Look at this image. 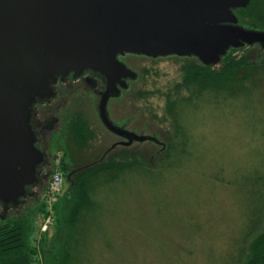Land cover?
Returning <instances> with one entry per match:
<instances>
[{
	"label": "rangeland",
	"instance_id": "374dc122",
	"mask_svg": "<svg viewBox=\"0 0 264 264\" xmlns=\"http://www.w3.org/2000/svg\"><path fill=\"white\" fill-rule=\"evenodd\" d=\"M124 61L137 79L120 97L110 100V117L119 121L128 115L136 123L141 114L140 122L162 141L169 122L164 119L160 93L180 80L184 57L127 56ZM256 80L259 87H251L249 108L240 106L247 101L242 97L233 108L204 106L190 120L196 125L198 148L186 170L165 174L157 184L141 180L132 187V194L127 185L117 190L118 197L109 205L110 217L94 227L89 240L75 251L80 255L77 264H236L232 248L242 235L246 207L256 208L257 203L262 209L258 214L253 211L254 217L264 224V196L241 189L242 179L250 172L261 169L259 173H264V75L258 74ZM97 103V98L84 99L76 107L95 134L80 154L85 160L96 158L115 140L97 114ZM132 148L152 157L159 145L143 142ZM66 186L64 179V190ZM25 208L34 210L36 202L25 197L9 208L6 217Z\"/></svg>",
	"mask_w": 264,
	"mask_h": 264
},
{
	"label": "water",
	"instance_id": "95a60500",
	"mask_svg": "<svg viewBox=\"0 0 264 264\" xmlns=\"http://www.w3.org/2000/svg\"><path fill=\"white\" fill-rule=\"evenodd\" d=\"M250 1L0 0V204L4 209L22 203L28 187L36 183L44 154L35 146L32 105L52 98L59 78L84 71L99 74L106 84L98 103L99 118L110 132L125 135L110 121L107 103L137 74L119 56L195 57L216 66L230 48L258 44L264 49V30L244 28L233 13Z\"/></svg>",
	"mask_w": 264,
	"mask_h": 264
},
{
	"label": "trees",
	"instance_id": "16d2710c",
	"mask_svg": "<svg viewBox=\"0 0 264 264\" xmlns=\"http://www.w3.org/2000/svg\"><path fill=\"white\" fill-rule=\"evenodd\" d=\"M233 13L244 28L264 30V0H251ZM253 46L257 47L255 51L251 50ZM263 53L258 44L230 48L216 66L204 65L195 57H184L180 80L160 93L169 129L165 131V139L159 140L161 144L153 158L128 147H117L109 149L104 158L75 166L77 150L86 149L95 134L82 111L77 109L68 114L62 138L52 140L53 158L62 150L68 156L66 163L72 164L63 174L67 186L54 206L53 232L39 231L37 218L43 210L40 200L35 201L34 210L25 208L8 215L0 223V264H77L80 255L75 251L89 240L94 227H100L101 221L110 217L111 199L118 197L124 185L132 194V187L141 180L157 184L165 179V174L188 168L189 159L198 148L196 125L190 124V120L204 106L233 108L244 97L247 101L240 106L250 107L251 87H259L257 75H264ZM260 170L244 177L241 189L249 193L253 190L261 198L264 173H259ZM255 205L256 208L250 205L242 213V235L232 248L236 251L232 256L236 264H264V224H258L254 217L262 208Z\"/></svg>",
	"mask_w": 264,
	"mask_h": 264
},
{
	"label": "flooded vegetation",
	"instance_id": "af4514ba",
	"mask_svg": "<svg viewBox=\"0 0 264 264\" xmlns=\"http://www.w3.org/2000/svg\"><path fill=\"white\" fill-rule=\"evenodd\" d=\"M127 56L139 57L141 55L126 53L119 56V59L123 61V58ZM126 65L130 68L127 63ZM136 79L137 77L135 79H127L126 83L128 87L126 89H120L118 96L110 97L108 103L110 102V100L120 97L125 90L129 89L131 83ZM105 86L106 84L104 79L99 74L92 71H84L80 75H74L73 73H70L62 79L59 78L53 85L54 96L52 98L46 100H38L32 105L31 126L36 135L35 146L44 154V157L41 164L37 167L36 170V183L28 187V191L25 197H28V199L34 202L37 200L39 201L42 198V192L46 188L50 180L52 170L54 168L52 140L54 139L55 142H57L62 138V135L65 131L64 129H66L64 120L66 119L68 114L77 110V106L83 105L84 99H90L91 101L97 98L99 103L101 93L104 91ZM98 103L96 105V111L99 116ZM107 114L110 121L115 126L126 131L127 134L119 135L108 130L115 137V140L112 141L110 146L105 148L99 155L96 156V158L92 157L91 160H85L83 156H80V154H82L83 151L86 150H77L76 153L78 156H75L76 158L73 163L75 166L82 165L81 163H84L83 165H85V163L87 162L91 163L97 159L104 158L109 149H114L117 147H128L133 150V146L137 147L143 142H151L158 145L161 144V141H159L153 133L149 132L148 128H146V126H144L140 122L141 114L140 117H136V123H133V117L128 115H123L119 121L111 119L108 108ZM133 134L136 136H144L146 137V139L143 141H139L137 139H134ZM130 137L132 138V141L129 144L128 142ZM58 152H60L61 156V170L63 174H66L68 169L72 168V164L69 165L66 163V159L68 158V156L64 155L62 150ZM1 207V216L3 219H5L6 213H8L9 208L4 209V206L2 205Z\"/></svg>",
	"mask_w": 264,
	"mask_h": 264
},
{
	"label": "built area",
	"instance_id": "2783aa9c",
	"mask_svg": "<svg viewBox=\"0 0 264 264\" xmlns=\"http://www.w3.org/2000/svg\"><path fill=\"white\" fill-rule=\"evenodd\" d=\"M60 158V152L56 153V157L53 160L54 168L48 185L43 192V210H41L37 218L38 228L41 233L47 232L51 228L55 220L54 206L63 194L64 175L60 167Z\"/></svg>",
	"mask_w": 264,
	"mask_h": 264
}]
</instances>
